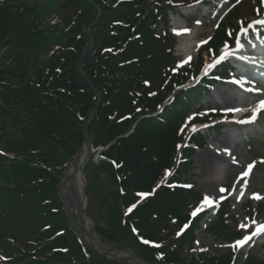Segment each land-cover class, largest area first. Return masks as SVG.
Returning a JSON list of instances; mask_svg holds the SVG:
<instances>
[{
	"label": "trees",
	"instance_id": "obj_1",
	"mask_svg": "<svg viewBox=\"0 0 264 264\" xmlns=\"http://www.w3.org/2000/svg\"><path fill=\"white\" fill-rule=\"evenodd\" d=\"M92 1L102 13L82 68L101 104L89 129L93 126L94 146L114 142L102 153L114 165L101 161L85 168L86 213L96 233L104 243L128 246L152 264H232L230 253L199 262L181 254L193 231L179 240L174 231L186 221L189 201L199 198L196 192L159 186L150 198L140 199L164 169L175 166L176 146L185 137L177 109L180 93L166 108V118L138 121L189 80L187 70L171 74L172 43L156 32L170 0ZM18 2L0 0V51L7 49L0 55V150L13 155H0V264H121L104 261L80 244L66 225L57 192L58 178L78 149L83 123L95 105V94L77 69L95 8L87 0H63L57 21L62 18L66 42L44 57L49 50L40 9ZM218 39H225L222 29L210 46L220 45ZM189 168L181 164L179 170ZM227 208L208 228L223 241L234 237L224 223ZM138 237L159 248L144 246ZM245 262L264 264L251 257Z\"/></svg>",
	"mask_w": 264,
	"mask_h": 264
},
{
	"label": "rangeland",
	"instance_id": "obj_2",
	"mask_svg": "<svg viewBox=\"0 0 264 264\" xmlns=\"http://www.w3.org/2000/svg\"><path fill=\"white\" fill-rule=\"evenodd\" d=\"M40 1L43 4L41 8L42 21L43 25L46 26L49 19L52 22L51 16L60 12L62 0ZM228 1L229 0H223L222 2L226 4ZM36 3L37 2L31 3L29 1L28 4L38 5V3ZM210 3L211 0H189L186 6L176 9L173 14L169 13L168 15L171 21L168 25V32H175L173 35L176 38V46L173 54L176 61H179L181 64L187 65L189 62H197L198 48L214 33L215 26L220 16L226 11V9L218 11V16L214 18L215 14H212L213 10ZM252 5H250L248 17H251ZM226 7L228 10L229 5ZM45 37L49 44L55 45L58 44L61 39L58 33L51 35L46 34ZM189 58H191L190 61ZM256 89L262 93V90L259 88ZM232 94H234V92H230V88L225 85L213 87L209 91L208 104L205 108L207 110L212 109L213 111H227L232 109V107L238 104V102L234 100L231 102V98H233L231 97ZM247 98L246 101L251 97L247 96ZM243 104L244 103H240V106L243 107ZM191 109L194 108L191 107ZM258 117L259 121L256 120V122L243 123L244 125L242 124L243 126H241L243 128L238 126V130L236 129L237 127L231 123L232 120L222 119V121H216L221 129H219L218 133H214L213 131L207 133V147L195 153L192 157L194 170L191 172V176L184 177L185 180L188 179L192 181L195 189L204 197L210 196L213 197V199L227 197L229 199L231 213L236 219V225H233V228L238 229L239 227L243 233L248 232L250 227V223H248L245 217V212L247 211L245 203L247 200H243L242 203H237L235 202V197L237 193L244 191L245 188H248L251 195H258L261 197L257 202L252 200L253 206H258V211L256 210L254 214L256 219L255 225L260 224V222L264 220V113L260 114ZM247 133L250 139L249 142L244 140ZM235 140L236 142L233 145ZM239 141H244L246 143L241 146ZM223 157H226L227 161H225ZM256 157L257 159H254ZM254 161L258 162L256 166ZM219 165L222 166L221 169L223 174H227V176H224V180L218 185V183L214 181L211 182L209 177L211 175L210 173L215 170L214 167ZM250 165L252 166V170L249 172L250 174L246 176L245 180L238 181L243 175L242 172L248 170ZM226 171L228 172L225 173ZM225 185H227V188H224ZM221 189L224 191H221ZM205 219L208 220V222L205 223L209 224L212 218L207 216ZM242 224L247 225V229L241 228L240 226ZM203 231L204 230L200 228L195 234L196 242L198 243H194L195 249L192 252L193 254H196L198 251H203L204 253L217 256L227 253L231 248V246L209 237ZM245 254L246 252L242 251L239 258L242 259V257L246 256ZM248 254L255 258L264 259L263 247L257 250L252 246Z\"/></svg>",
	"mask_w": 264,
	"mask_h": 264
},
{
	"label": "bare ground",
	"instance_id": "obj_3",
	"mask_svg": "<svg viewBox=\"0 0 264 264\" xmlns=\"http://www.w3.org/2000/svg\"><path fill=\"white\" fill-rule=\"evenodd\" d=\"M83 148L81 149V151L79 152V155L77 156V159L75 162H73L71 165H69L67 172L65 173L63 179H62V187H61V192H63V196L65 198V200H67L68 205L70 206V210H71V214L76 216V220H75V224L78 227H83V229L85 230V234H91L89 226L87 224L84 223L86 222L83 218V215L81 213V190L80 192L77 194H73L72 190H71V185L72 186H77L79 184H81V186L84 184V181L82 180L81 174H80V167L81 165H83L85 163V161L88 159V149L89 147L87 145H83ZM214 171L211 172L209 180L211 182H216V183H220L223 177V174L221 172V169L219 166H215L214 167ZM244 195V196H243ZM247 196H249V192H243L241 194H236V199H238V202L241 201L242 199L246 198ZM212 202V206H209V208L211 210H213V200L209 199ZM82 219V220H81ZM264 222H261V224ZM264 239V233L255 236L252 238V240L249 241L248 244H254L255 245V249H259V246L261 245L262 240ZM257 241V242H256ZM89 243L91 244V246H93V248H95V250L101 254L103 257H108V258H112V256H118L121 257L117 252H108L107 249L103 248L102 246L99 245V242L97 240V238L93 235L91 240L89 241Z\"/></svg>",
	"mask_w": 264,
	"mask_h": 264
},
{
	"label": "snow or ice",
	"instance_id": "obj_4",
	"mask_svg": "<svg viewBox=\"0 0 264 264\" xmlns=\"http://www.w3.org/2000/svg\"><path fill=\"white\" fill-rule=\"evenodd\" d=\"M262 4H264V0H262ZM256 24H260V25H264V20H257L255 21ZM249 28L252 27V25H248ZM242 31L246 32L247 29H243ZM237 44H239V41H237ZM227 55H230V53H225V56H221L218 60L214 61L213 65H209V67H213L215 65V63H219L220 60H223L226 58ZM191 58H189V61H190ZM249 91H251V89H249ZM262 110H264V101H262L255 110H252L253 111V114H252V117L250 120L248 121H240L241 123H251L253 120L256 119V115L257 113L261 112ZM237 111H239V109H237ZM195 130V129H193ZM251 168L252 166L250 165L249 166V169L248 171H245L243 173V176L241 177V179H243L244 177L248 176L249 172L251 171ZM167 176V174H166ZM221 191H224L223 189H221ZM253 199H261V197H259L258 195L257 196H253L252 197ZM204 203L209 205V206H212V202L207 198L205 197V200H204ZM193 215H196V213L194 212ZM253 224H255V221H253ZM241 228H244V229H247V225H241L240 226ZM264 233V225H259L257 226V228L248 236H245L243 240H240L238 241L235 245H233L232 247H235V248H239V247H242L244 244H246L248 241L252 240L253 237L255 236H258L260 234ZM144 243H148V241H144ZM157 247H159V245H156Z\"/></svg>",
	"mask_w": 264,
	"mask_h": 264
},
{
	"label": "water",
	"instance_id": "obj_5",
	"mask_svg": "<svg viewBox=\"0 0 264 264\" xmlns=\"http://www.w3.org/2000/svg\"><path fill=\"white\" fill-rule=\"evenodd\" d=\"M84 141H85V137H84ZM71 190H72V192H73V194L75 195V194H77V191H76V189L74 188V186H72L71 185ZM63 203V206H64V211H65V214H66V210H67V206H68V203H67V200H65V201H63L62 202ZM66 218H67V220H68V222L70 223L71 221H69V219H68V215L66 214ZM82 220V219H81ZM74 224V223H73ZM76 225V224H75ZM77 226V225H76ZM78 227V226H77ZM79 236H80V238H81V240L83 241V244L85 245V247H87L88 249H90V250H92V251H95V248H93V246H91L90 244H88L86 241H85V239H84V236H82V234H84L85 236H87L88 238H91L92 236L91 235H88V234H85L84 232H85V230L83 229V227H79ZM107 251L108 252H111V251H114V252H116V251H120V252H124V253H128V254H130L131 256H133L134 258H137L136 256H134L131 252H129L128 250L126 251V250H121V249H116V250H111V249H107ZM96 252V251H95ZM97 253V252H96ZM100 257H102V258H105V257H103L101 254H99V253H97ZM112 260H115V261H117V260H119V261H125L126 262V260L125 259H122V258H120V257H118V256H112Z\"/></svg>",
	"mask_w": 264,
	"mask_h": 264
}]
</instances>
